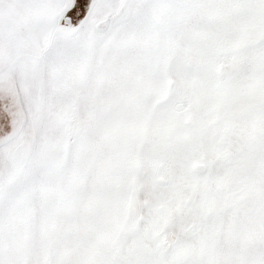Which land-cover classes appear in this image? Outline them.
Returning a JSON list of instances; mask_svg holds the SVG:
<instances>
[{
  "label": "snow or ice",
  "instance_id": "obj_1",
  "mask_svg": "<svg viewBox=\"0 0 264 264\" xmlns=\"http://www.w3.org/2000/svg\"><path fill=\"white\" fill-rule=\"evenodd\" d=\"M0 264H264V0H0Z\"/></svg>",
  "mask_w": 264,
  "mask_h": 264
}]
</instances>
